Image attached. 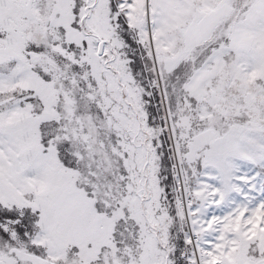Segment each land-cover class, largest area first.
<instances>
[{
    "label": "snow or ice",
    "instance_id": "snow-or-ice-1",
    "mask_svg": "<svg viewBox=\"0 0 264 264\" xmlns=\"http://www.w3.org/2000/svg\"><path fill=\"white\" fill-rule=\"evenodd\" d=\"M0 264H264V0H0Z\"/></svg>",
    "mask_w": 264,
    "mask_h": 264
}]
</instances>
